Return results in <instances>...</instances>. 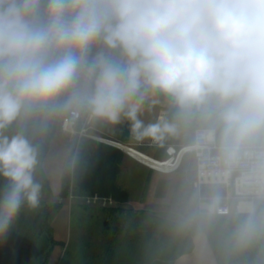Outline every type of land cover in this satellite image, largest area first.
I'll return each mask as SVG.
<instances>
[{"label": "clouds", "instance_id": "clouds-1", "mask_svg": "<svg viewBox=\"0 0 264 264\" xmlns=\"http://www.w3.org/2000/svg\"><path fill=\"white\" fill-rule=\"evenodd\" d=\"M122 121L191 137L210 179L182 226L225 217L228 264H264V0H0V237L41 205L54 127Z\"/></svg>", "mask_w": 264, "mask_h": 264}, {"label": "trees", "instance_id": "trees-1", "mask_svg": "<svg viewBox=\"0 0 264 264\" xmlns=\"http://www.w3.org/2000/svg\"><path fill=\"white\" fill-rule=\"evenodd\" d=\"M57 128L41 144L40 163L35 173L36 180L43 185L41 205L35 210L24 207L9 232L0 237V264H50L52 253L60 244L54 222L64 203L44 199L52 195L44 162ZM172 139L160 140L163 150ZM124 157L122 149L110 144L92 139H83L79 144L72 142L62 175L60 198L98 194L119 202L127 201V191L118 184ZM156 157L163 160L164 154L157 153ZM204 228L218 263L225 264L228 261L226 245L212 237L220 230L218 221H207ZM106 234L108 243L98 264H174L195 248L194 233L188 226L145 209H128L117 215Z\"/></svg>", "mask_w": 264, "mask_h": 264}, {"label": "rangeland", "instance_id": "rangeland-1", "mask_svg": "<svg viewBox=\"0 0 264 264\" xmlns=\"http://www.w3.org/2000/svg\"><path fill=\"white\" fill-rule=\"evenodd\" d=\"M191 142L189 135L182 134L178 145H187ZM49 160L50 158L48 163ZM64 164L65 156L62 154L48 166L52 195L44 199L50 203L62 201L66 206L60 210L54 222L56 238L60 244L55 247L50 264H98L103 249L108 243L106 230L109 224L114 217L122 215L128 209L149 210L182 223L188 197L195 190L192 187V180L196 177L195 160L192 154H186L180 167L169 173L152 169L145 163H142L145 166L144 169L127 164L126 167L128 170L131 169V172L125 173L121 181L123 184L121 188L128 193V200L125 202L98 194L70 195L66 199H61L59 193ZM128 175H132L130 179ZM216 221H218L220 230L212 237L217 242L226 245V218L220 217ZM206 222V220L192 222L186 226L193 233L206 232L204 228ZM222 258L225 259V256L222 255ZM225 264H228L227 260Z\"/></svg>", "mask_w": 264, "mask_h": 264}, {"label": "crops", "instance_id": "crops-1", "mask_svg": "<svg viewBox=\"0 0 264 264\" xmlns=\"http://www.w3.org/2000/svg\"><path fill=\"white\" fill-rule=\"evenodd\" d=\"M161 110V105L159 104L152 107L151 109L146 108L145 111L141 114L140 119L143 120L145 124L153 123L159 118ZM92 127L96 134L107 140L103 143L116 146L122 149L124 152L127 150V148L132 147L133 149L157 160H160L156 157L157 153H163L165 159V157L167 156L166 149L168 146H174L176 148L179 147L178 141L180 136L173 137L171 143L166 144L164 150V146L161 145L160 141L153 139L136 140L130 133V125L127 121H122L121 123L115 125L95 124L92 125ZM111 142L119 143L122 145V147L117 146L116 144ZM71 145L72 143L69 136L65 134L59 127L53 137L49 152L44 162L45 171L48 177L50 172V169L48 170V166L51 165V162L54 159H56L58 156H61L62 154H64L65 156V168L67 159L71 154ZM49 158L50 160L48 163ZM138 160L139 159L137 157L125 152V157L121 164L120 173L118 175V184L121 187L123 185L121 182L123 179V175H125V173L129 174L128 172H131V169H127V164L133 167L144 169L143 167L145 166L144 164H142L143 162L141 163ZM131 176L128 175V179H130ZM64 207L66 208L65 205L63 206V208ZM55 236H57L56 230ZM194 243V250L191 253L185 254L178 258L174 262V264H219L206 232L200 231L198 233H194Z\"/></svg>", "mask_w": 264, "mask_h": 264}, {"label": "built area", "instance_id": "built-area-1", "mask_svg": "<svg viewBox=\"0 0 264 264\" xmlns=\"http://www.w3.org/2000/svg\"><path fill=\"white\" fill-rule=\"evenodd\" d=\"M61 130L69 136V138L72 142L76 141L78 144L83 139H92V140L100 141V142L107 141L106 139H104L101 136H99L98 134H96L92 126L79 128V129H77L75 134H69V133L65 132L63 130V128H61ZM111 143H114V144L122 147V145L119 143H115V142H111ZM126 151L128 154L133 155L130 152V150H126ZM166 154H167L166 159H164V160L155 159L156 161H154V162H159V163L167 162L168 164H166L164 166H158V165L154 164L153 162H148L147 160L140 158L139 156H135V155H133V156L137 157L140 161L147 164L152 169L169 173V172L176 171L180 167L182 160L186 154H192V156L194 157V160H195V165H196V177L192 180V187L194 189L199 188L201 190H203L207 187V183H208V180L210 179V177L206 173H203L200 171L198 158H197V155H196V153L192 147V142L190 144H187V145H181L178 148H176L174 146H168L166 149ZM227 211H228L227 208L222 209V212H224V213H227Z\"/></svg>", "mask_w": 264, "mask_h": 264}, {"label": "bare ground", "instance_id": "bare-ground-1", "mask_svg": "<svg viewBox=\"0 0 264 264\" xmlns=\"http://www.w3.org/2000/svg\"><path fill=\"white\" fill-rule=\"evenodd\" d=\"M127 150H130V152L133 155L139 156L140 158H143L144 160H147L148 162H153L154 164H156L158 166H164V165L168 164L167 162H165V163L154 162V161H156L155 159H153V158H151V157H149V156H147V155H145V154H143V153H141V152H139L133 148H131V149L127 148Z\"/></svg>", "mask_w": 264, "mask_h": 264}, {"label": "water", "instance_id": "water-1", "mask_svg": "<svg viewBox=\"0 0 264 264\" xmlns=\"http://www.w3.org/2000/svg\"><path fill=\"white\" fill-rule=\"evenodd\" d=\"M118 146V145H117Z\"/></svg>", "mask_w": 264, "mask_h": 264}]
</instances>
